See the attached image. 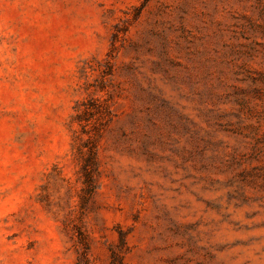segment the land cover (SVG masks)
<instances>
[{
    "label": "rangeland",
    "instance_id": "obj_1",
    "mask_svg": "<svg viewBox=\"0 0 264 264\" xmlns=\"http://www.w3.org/2000/svg\"><path fill=\"white\" fill-rule=\"evenodd\" d=\"M0 264H264V0H0Z\"/></svg>",
    "mask_w": 264,
    "mask_h": 264
}]
</instances>
